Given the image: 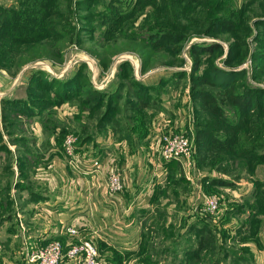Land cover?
Here are the masks:
<instances>
[{"label": "rangeland", "instance_id": "1", "mask_svg": "<svg viewBox=\"0 0 264 264\" xmlns=\"http://www.w3.org/2000/svg\"><path fill=\"white\" fill-rule=\"evenodd\" d=\"M196 42L223 50L202 54L195 75L212 65L245 69L237 93L264 92V0H0V225L15 199L21 205L14 191L44 189L33 177L54 153L77 168L81 152L108 157L112 173L119 150L152 155L149 136L189 134L201 197H192L182 164L168 171L152 207L137 213L148 228L140 252L114 257L254 264L251 243L264 229V96L246 115L222 104L224 121L203 112L191 84L188 50ZM205 89L222 98L220 89ZM199 128L211 130L218 146L196 149ZM206 198L217 200L216 212L204 209ZM0 251V264L20 257L2 239Z\"/></svg>", "mask_w": 264, "mask_h": 264}, {"label": "crops", "instance_id": "2", "mask_svg": "<svg viewBox=\"0 0 264 264\" xmlns=\"http://www.w3.org/2000/svg\"><path fill=\"white\" fill-rule=\"evenodd\" d=\"M59 128L54 129L53 136L58 134ZM146 140L152 155L119 150V169L123 174L125 190L116 196L109 193L107 186L113 160L104 157L100 161L96 156L89 155L91 153L81 152L83 159L81 167L77 168L67 162L62 152L64 158L54 153L51 163L45 165V171L33 177L37 181L36 186L42 184L44 189L38 190L37 187L36 192L30 191V194L29 191H14L19 193L17 196L21 205L15 199L16 210L0 225V239L9 247L17 248V254H20L15 264H29V253L52 241L62 242L67 251L80 239H92L107 264H128L126 258H121L119 262L114 253L133 256L140 252L148 228L145 230L137 213L152 207L150 203L165 187L163 180L167 173L173 172L176 167L182 171L179 162L162 163L156 139L149 136ZM185 174L194 191L192 197H201L197 179L195 183L191 171H185ZM157 185L159 190L154 191ZM178 200L175 202L178 203ZM70 228L78 230V234H71ZM251 252L254 264H264V229L260 231L258 241L251 243ZM61 264L80 262L65 256Z\"/></svg>", "mask_w": 264, "mask_h": 264}, {"label": "trees", "instance_id": "3", "mask_svg": "<svg viewBox=\"0 0 264 264\" xmlns=\"http://www.w3.org/2000/svg\"><path fill=\"white\" fill-rule=\"evenodd\" d=\"M221 50H223V46L219 43L200 44L196 42L191 44L188 51L196 65L191 76L193 97L199 103L203 112L209 113L211 116L224 121L225 119L227 120V118L225 117V111L222 107V104H226L229 107L236 109L241 114L246 115L252 112L255 107L259 106L260 102H262V99L256 100V96L260 98V96H264V92L262 89L257 90L255 97L254 94L247 93L242 96V93H237L236 81L246 76L247 72L245 69H227L212 65L208 69V73L206 75H195V70H197L196 68L199 64V57L202 54L208 53L210 55H215ZM231 63H233V61L231 58V53H229V56L226 59V64ZM206 86L210 87L211 89H220L222 92V98L215 95L213 91L205 89ZM91 90L93 94H96L95 98L101 97L103 90L101 91L94 87ZM63 99H66V97H63ZM4 100L2 102V106L5 110L6 107H8V103H6ZM126 138H129L128 135ZM195 139L198 143L196 149L199 148L200 150H207L202 147L207 148L208 145L217 147V143L219 141L218 137L214 135L211 130L203 128H199L197 130ZM199 149L197 150V153L199 152ZM182 178L183 177H181V179Z\"/></svg>", "mask_w": 264, "mask_h": 264}, {"label": "built area", "instance_id": "4", "mask_svg": "<svg viewBox=\"0 0 264 264\" xmlns=\"http://www.w3.org/2000/svg\"><path fill=\"white\" fill-rule=\"evenodd\" d=\"M156 148L163 164L179 161L186 172L190 171L189 157L192 156V138L189 134L164 132L156 139ZM71 149H75V147L69 144V151ZM107 186L109 193L114 196L125 190L123 174L120 169L119 172H112L109 175ZM203 204L204 209L210 212H216L219 208L217 200L212 198H206ZM69 232L73 235L78 234V230L74 228H70ZM65 256L80 262V264H106L92 239H80L72 244L67 251L64 250L62 242L52 241L47 246L29 253V261L32 264H61Z\"/></svg>", "mask_w": 264, "mask_h": 264}]
</instances>
